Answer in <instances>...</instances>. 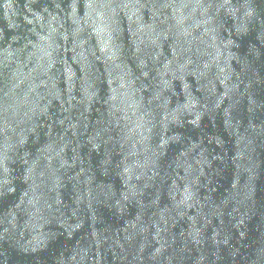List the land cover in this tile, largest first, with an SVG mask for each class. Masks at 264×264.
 I'll return each instance as SVG.
<instances>
[{"label": "water", "instance_id": "water-1", "mask_svg": "<svg viewBox=\"0 0 264 264\" xmlns=\"http://www.w3.org/2000/svg\"><path fill=\"white\" fill-rule=\"evenodd\" d=\"M0 264H264V0H0Z\"/></svg>", "mask_w": 264, "mask_h": 264}]
</instances>
